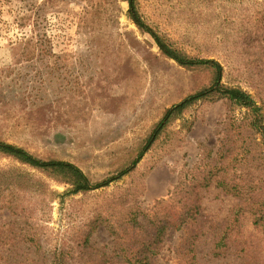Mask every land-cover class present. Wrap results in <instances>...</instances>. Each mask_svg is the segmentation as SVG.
Instances as JSON below:
<instances>
[{
  "label": "rangeland",
  "instance_id": "obj_1",
  "mask_svg": "<svg viewBox=\"0 0 264 264\" xmlns=\"http://www.w3.org/2000/svg\"><path fill=\"white\" fill-rule=\"evenodd\" d=\"M140 6L156 29L191 53L219 61L224 82L255 95L251 74L264 65V0H140ZM212 79L205 68L181 67L164 57L153 37L131 20L127 0H0V140L72 162L93 180L130 164L166 111ZM226 114L223 102L199 103L186 116L189 127L174 123L135 172L88 196H70L64 184L44 179L63 196L35 214L43 225L1 203L0 229L39 233L44 250L72 249L77 230L95 211L118 222L110 216L123 188L135 193L131 204L150 210L198 164L202 145L218 151ZM13 166L16 162L0 155V168ZM202 204L208 219L218 223L233 215L238 200L211 188ZM183 235L176 232L166 244L160 264H180ZM92 241L107 256L75 252L78 263L121 260L113 255L115 237L105 225ZM22 247L27 254L22 260H48L43 251L36 255L33 244ZM198 259L200 264H240L235 255L218 256L212 236L199 242Z\"/></svg>",
  "mask_w": 264,
  "mask_h": 264
},
{
  "label": "trees",
  "instance_id": "obj_2",
  "mask_svg": "<svg viewBox=\"0 0 264 264\" xmlns=\"http://www.w3.org/2000/svg\"><path fill=\"white\" fill-rule=\"evenodd\" d=\"M127 2L131 20L143 33L153 37L164 57L181 67L207 69L213 74L212 83L171 106L137 149L131 163L108 173L101 181L93 180L72 162L41 157L0 140V155L17 165L0 168V206L4 203L3 207L20 215L29 213L43 225L35 214L44 212L54 199L63 196L51 191L44 179L64 184L65 193L70 196L85 197L108 187L135 172L138 163L170 132L174 123L179 121L189 127L186 116L199 103L223 102L227 108L218 132V151L214 153L202 145L205 151L198 164L183 174L168 199L157 201L150 210L141 211L134 202L131 204L135 193L131 187L123 188L110 216L118 222L111 223L95 211V216L77 230L72 249L55 246L44 250L39 233L16 231L13 227L0 229V264H40L22 260L27 255L22 245L27 243L36 247V255L43 251L48 257L41 264H80L75 252L90 258L107 256L108 253L96 248L92 241L102 225L115 237L113 255L121 260L105 259L99 264H160L162 250L176 232L184 233L177 250L180 264H200L199 242L209 236L218 256L235 255L240 264H264V65L251 74L255 95L240 84L224 82L226 72L219 61L198 52L191 53L156 29L142 12L140 0ZM53 65L55 72L57 63L52 62ZM237 111L242 114L240 118L236 117ZM211 188L238 200L233 215L218 223H212L203 212L204 192ZM130 234L132 241L124 244L125 236Z\"/></svg>",
  "mask_w": 264,
  "mask_h": 264
}]
</instances>
